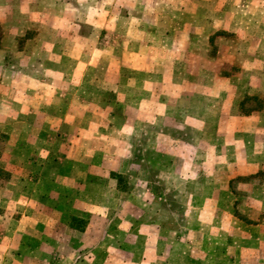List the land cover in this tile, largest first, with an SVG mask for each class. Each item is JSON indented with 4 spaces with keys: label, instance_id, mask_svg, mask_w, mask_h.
I'll list each match as a JSON object with an SVG mask.
<instances>
[{
    "label": "crops",
    "instance_id": "0c3cea01",
    "mask_svg": "<svg viewBox=\"0 0 264 264\" xmlns=\"http://www.w3.org/2000/svg\"><path fill=\"white\" fill-rule=\"evenodd\" d=\"M241 1L105 0L104 6L89 4L82 11L65 0H0V130L7 137L0 151V170L9 172L6 183L0 184V254L16 251L18 235L31 243L32 215L40 221L49 219L44 190L53 185L58 190L56 196H68L74 205L87 203L90 220H106L109 230L137 238L135 248L126 245L124 264H166L161 262L162 254L170 256L178 239L187 244L189 237L201 238V260L207 264H264V187H249L247 196H226L230 177L264 170V159L258 160L264 151L260 153L255 139L246 140L241 132L242 122L254 124L259 118L230 119L237 127L234 135L238 139L232 142L233 148L213 152L215 165L209 166L208 159L205 163L206 148L195 154L176 149L183 158L191 155L190 162H195L200 172L224 175L220 183L210 181L212 177L196 183L195 191L183 200L171 192L181 188L174 185L167 167L174 156L161 155L156 148L149 154L155 175L145 179L137 169L136 176L128 177V186L118 180V175H131V123L136 122V130L148 120L176 124L169 112L176 107L175 92L164 91V78L191 76L193 72L175 67L185 57L175 46L207 43L211 35L227 34L226 29L239 22L250 23L257 16L254 13L264 11L261 6L239 4ZM144 13L150 15L145 21ZM86 27L100 31L82 32ZM102 29L108 30L104 39L96 34L101 35ZM194 29L202 30L200 38L191 34ZM140 30L145 36H139ZM82 45L92 46L94 52L82 53ZM143 47L148 52H142ZM146 60L154 61L150 71L140 66L139 62ZM98 63H103V68H97L102 66ZM198 75L208 73L200 69ZM130 77L154 78L152 84L146 82L138 89L136 102L131 104ZM207 91L202 85L199 94ZM192 94L188 92L183 100L188 107L193 103ZM150 113L151 120L146 117ZM189 119L186 117L184 124L209 123L208 117ZM217 124H221L219 118ZM249 131L250 137L253 132ZM201 136V143L208 142ZM159 137L154 134L152 139L159 141ZM260 137L264 138V131ZM239 141L245 142L242 148ZM226 156L232 157L230 162ZM66 171L79 176L78 182H63L61 174ZM22 173L31 192L36 191L35 202L31 192L25 201L17 195L18 177H22L18 174ZM34 173L40 174L37 183L31 177ZM50 174H56L55 181ZM215 188L220 190L217 197L209 191ZM198 190H204L205 195L198 197L202 195ZM238 198V205L230 209V201ZM18 203L25 205L20 217ZM119 220L124 225L114 228ZM106 231L101 230V235ZM166 236L175 246L161 245L160 238ZM147 237L158 239L149 261L142 243ZM6 258L1 264H15L11 255Z\"/></svg>",
    "mask_w": 264,
    "mask_h": 264
},
{
    "label": "rangeland",
    "instance_id": "374dc122",
    "mask_svg": "<svg viewBox=\"0 0 264 264\" xmlns=\"http://www.w3.org/2000/svg\"><path fill=\"white\" fill-rule=\"evenodd\" d=\"M65 1L80 7L82 11L89 4L94 7H97L95 4L99 6H104L105 4V0H97L98 2L96 3H94V0ZM236 3L237 1L234 2V4ZM238 3L261 6L262 10H264V0H242ZM253 15H257L253 18L254 21L252 20L250 23L239 22L235 28L226 29L228 31L227 34L215 33L210 36L207 43L195 41L192 45L175 46V50H179H177L178 53H185L184 58H180L181 56L177 53L180 59L175 67L184 70L189 69L193 72L191 76L182 75L181 77L164 78L166 80L164 82L166 86L164 91H171L173 95V92H175L173 98L177 101L175 102L176 107L172 110L169 109V112L172 114L171 117L173 116L176 120V124L159 125L148 120L144 124L139 125V130H136L138 127L136 122L130 124V127L134 129L129 140L130 151L133 154L132 167L129 170L130 176L126 174L118 175L123 186H128V177L131 178L132 175H135L137 169L143 174L145 179L156 174V170L150 169L151 164L149 163V154L154 148L159 149L161 155L174 156L170 161L171 166L167 165V167L174 176V185L181 186L180 189L171 190V192H174L181 200L185 199L187 194L195 191L193 186L195 187L196 183L203 182L207 177H212L209 179L210 181L219 182L220 179H223V174H205V172H200V167L196 166L195 162H190L191 155H189V158L187 156L183 158L176 149H183L190 154H195L197 149L206 148L209 154L206 155L204 151L205 163H207L208 159L209 166L215 165L217 157L213 152H216L217 148H233L232 142L237 138L234 135L237 127L230 120L233 117L253 116L259 118L260 121L256 120L254 124L243 125L242 122L241 132L246 134V140H248L247 138L255 139V148L260 153L264 151V138L260 137V133L264 131V124H262L264 123V11H259ZM149 16L148 13H144L141 17L145 21ZM94 31L96 30L88 29L87 27L82 30V32H90V34L94 33ZM99 31L97 30L96 32ZM101 31L102 34L98 35L96 33L97 36L103 39L106 38L108 30L102 29ZM133 31L138 33L137 30ZM142 31H139V36H145V31H143L144 33ZM1 32L0 28V35ZM186 32H189V30ZM192 33L200 38L202 30L194 29L191 31ZM140 50L144 53L148 52L146 47L140 48ZM81 52L92 53L94 50L92 46L82 45ZM139 63L142 68L149 71L152 70L154 65L152 60L140 61ZM98 64L102 66L97 68H103V63ZM164 68H168V66ZM200 69L207 71L208 76L198 75ZM153 82L154 78L151 77H130L128 80L129 104H131V101L136 102L135 98L138 89L144 88L145 83L150 85ZM202 85L206 86L208 91L199 94L201 93L200 87ZM188 92H193L192 95L194 96L193 103L189 107L183 101ZM148 111H152V109L150 108ZM151 115L152 113L146 114V117L148 116L147 118L151 120ZM186 117H190V121L194 120V118L208 117L209 123L203 125L200 123L184 124ZM218 118L221 120V124H217ZM213 120H215L214 123ZM249 130L253 132L254 136L250 135L249 137ZM154 134L160 136L159 141L152 139ZM201 134H203L204 139H209L208 142H200ZM6 139V132L0 130V151L5 147ZM237 143L241 144L242 148V143L244 144L245 142L239 141ZM231 159V156H226V161L230 162ZM259 159H264V157H259ZM20 162L21 165L25 164L24 161ZM168 170L166 169V171ZM18 175L22 177H18V180H21L18 182L16 192L19 199L25 201L27 198L30 199L31 185L25 183L27 179H25L24 173ZM55 175L50 174L52 181L56 180ZM71 175V172H62L61 179L65 183L71 182L70 179L78 182L79 176L72 177ZM8 177L9 172L1 169L0 184L6 183ZM31 177H34V183H37L40 179V174L34 173L31 174ZM80 179L83 181L81 177ZM247 184L249 185L247 186ZM228 185L230 189L227 190V197L247 196L249 187L253 186L257 190L264 187V170L249 176L230 177ZM44 191L48 195L49 204L46 206L49 219L40 221L35 213L33 215L31 213L33 216L31 243H25L23 234L18 235L16 251L10 254H0V261H7L5 257L11 255V260L15 264H124L122 260H126V257H128L126 245L135 248L137 245L136 237H124L119 233V230L114 231L112 230L113 228L109 230L110 226L108 225L110 224L106 220H90L88 218L90 212L87 203L79 202L74 205L71 199L68 200V196L65 198L56 196L58 190L53 185H49ZM198 191H202V195L198 197L205 195L204 190ZM209 191L210 195L213 194L214 197L220 194V190L216 188ZM31 193L35 202L37 196L35 189ZM187 198L189 199V197ZM195 200L198 201L197 203L201 202L198 198ZM237 200L234 202L230 201V209L236 207L241 198ZM244 207H247V205H244ZM188 208L190 207L187 206ZM21 209H25L24 203H18V216L22 212ZM115 224L114 228H117L118 225H124L120 220L116 221ZM106 229L105 234L101 235V230L105 231ZM157 240L153 237H147L142 242L146 249L145 258L148 259L147 261L152 260L154 256L151 251ZM184 240L178 239L175 246L172 238L167 236L160 238L162 246L163 244L167 246H173L174 244L175 246L170 256L169 253L162 254L164 258L161 259L164 261L161 262L166 264H169V262L174 264H207L208 262L201 260V238H187L188 245Z\"/></svg>",
    "mask_w": 264,
    "mask_h": 264
},
{
    "label": "trees",
    "instance_id": "16d2710c",
    "mask_svg": "<svg viewBox=\"0 0 264 264\" xmlns=\"http://www.w3.org/2000/svg\"><path fill=\"white\" fill-rule=\"evenodd\" d=\"M119 180V182L121 181L120 179H118Z\"/></svg>",
    "mask_w": 264,
    "mask_h": 264
}]
</instances>
